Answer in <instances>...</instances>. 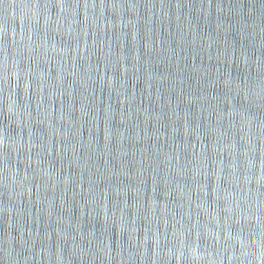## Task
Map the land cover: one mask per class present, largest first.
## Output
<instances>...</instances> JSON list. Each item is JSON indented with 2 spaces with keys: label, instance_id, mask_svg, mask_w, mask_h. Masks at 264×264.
I'll list each match as a JSON object with an SVG mask.
<instances>
[{
  "label": "water",
  "instance_id": "95a60500",
  "mask_svg": "<svg viewBox=\"0 0 264 264\" xmlns=\"http://www.w3.org/2000/svg\"><path fill=\"white\" fill-rule=\"evenodd\" d=\"M0 264H264V0H0Z\"/></svg>",
  "mask_w": 264,
  "mask_h": 264
}]
</instances>
